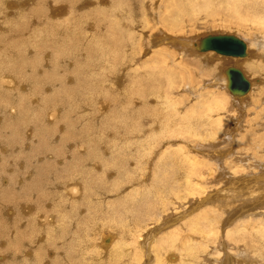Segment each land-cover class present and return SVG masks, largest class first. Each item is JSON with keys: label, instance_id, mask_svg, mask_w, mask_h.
Returning <instances> with one entry per match:
<instances>
[{"label": "bare ground", "instance_id": "bare-ground-1", "mask_svg": "<svg viewBox=\"0 0 264 264\" xmlns=\"http://www.w3.org/2000/svg\"><path fill=\"white\" fill-rule=\"evenodd\" d=\"M20 1H22V0H20ZM20 1H18L19 3H16V1L15 2L13 1L14 3L11 1L12 3H10V2H8V0H0V6L2 7V8L1 7L0 8L3 11L2 12L3 14H0L1 16L3 15L2 17L0 16V20H2L4 22L8 21L7 22L8 24L4 23V22H2V24L10 25L9 22H11V23L17 22V20H19V18L21 17V14H23V7L26 6V3L29 1H31L32 5L33 4L35 5V8H37V7L42 8V9L44 8L42 0H24V2H22V3H20ZM83 1H85V0H83ZM248 1L249 0H226L227 8H229V10H231L230 16L232 17V19L233 18L235 19L234 20L235 22L234 21L233 22L229 21V22L231 24H233L234 27H236L239 31L240 30L245 31L246 32L245 35L248 34L247 35L248 38H246V37L241 38L240 36L242 35V33H241V35H239L238 32L237 33L235 32V34H233V35L237 36L238 38H240L244 41L245 46H246V49H245L246 55H244V56H227L224 54H220L214 50H201L200 48H198V43H199L200 39L202 37H204L205 35H207L208 33H205L204 35H199L196 37H194V36L190 37L187 34H174L175 28L177 29V31L178 30L183 31V29L177 28L178 23H180L182 21L181 19H177V18H180L184 15H187V16H190L192 14L195 15L199 10H202V9L205 10V12H207L210 9H214V3L215 4L218 3V2L216 3L215 0H203V2H200V0H195V1L194 0H186V1H183L182 4L179 3V5L175 2H172V5L176 4L175 9H174L176 11L173 13L172 19L170 20L171 22L169 23L170 25H173L172 26L173 29L170 26L168 28L167 27L165 28L164 26H166L167 24L166 25L164 24V26H161V27H164L165 29H162L160 27L161 29H159V31L163 30V31H161L160 34H158L156 36H155V34H153L154 35L153 39H152V34H151V36H150L151 38H147L148 39L147 41L144 39L142 41V43L139 42V39L137 40V38H135V35L129 30L128 25H126V29L124 28L125 27L124 22H127V21L125 20L124 12L122 11V9L116 10L114 8V4H112L107 11L108 13H106L105 10L109 6L108 3H107L108 5L105 8V10L100 9L101 7L99 9L95 8L94 9L95 14L93 13L94 18L92 17L93 19H91V20H94L95 18L97 20L96 21L94 20L93 22L91 20H89L87 22L88 23L87 25H89V26H86V24H85V26H86L85 28H88V31L91 32L90 39H92L94 37L93 35L100 37V38H96V40L94 39L95 40L94 44H96V46H97L96 49H97L98 54L96 56H93L91 53L87 54L86 48L84 49V48L80 47L77 51L74 50V52L76 51L75 53H73V49H69V50H72V52H68L69 50L66 51V49H65V52H63V51L62 52L66 56L65 55L61 56L58 54V52L56 53L55 52L56 50L54 51L53 50L54 48H53V49H51L52 51H54V52H52L53 57H54V59L56 58L58 64L52 58L53 60L49 61V63L53 62V65L50 67V69L53 68L52 71L47 70L44 72V70H42V68L40 66L37 68L39 70H37L36 73L34 72V70H32L33 72L31 71L32 73H34V75L32 78L30 77V79L27 78L29 75L26 76L27 71L25 69L27 67L29 68V64L33 63V61H30L28 58H27L28 61L25 59L23 60V57H25L24 55L22 56L21 61L16 60V57L12 53L9 52L10 51L9 47H5V46L9 45V41H6V42H8V44L7 45L5 44V46H3L1 44V43H4L3 41L7 36L3 40H1L2 42H0V44L5 49L4 48H3L4 50L0 49V114L2 116H4V118L6 119L7 122L4 125H2V116L0 115V120H1L0 121L1 122V124H0V136L2 139L3 135H5L4 136L5 140H3V141H5V143H7L6 145L9 148H10L9 144L12 145V143H13L16 146L14 148V150H16V149L18 150L23 142H26L24 147L28 148L31 146L30 147V149H31L33 147L32 144H33V142H35V140H37L38 144H39V141L42 140V138L39 137V134H38L39 129L37 130L36 127H33L35 125V123H37V122L40 123L39 120L36 122V120L38 119V117H36V116H41L38 113H36L38 111L37 106H40V109H43L42 107L44 105H46V104L49 105L51 103V101H53L52 100L53 96L57 97L58 95L56 96L55 94L54 95L48 94L47 91L51 90V87H47L45 90L46 85L42 87L43 89H41V86H40L41 90L46 91V92L43 91L44 94L38 90L39 87L37 88V90L40 92V94L36 93V91H35L36 87L34 90V84L36 83L37 85H44V84H41L43 82V83L49 84L48 86H55V88L62 87V88H59V90H60L59 92H62V94H63V92H66V86L68 87V84H69L66 81H67V79H70L69 78L70 74L67 77L66 71H62V70H64L65 67L62 69L61 63H65L66 67H68L67 69L70 68V70L72 72L71 74H73L72 80H70L71 82L72 81L75 82V75L80 74V73L85 74L84 72H81V71H83L84 68H88L91 66H93L94 70H96L98 72H102L101 70H103L104 73L106 72V74H108L107 71L109 70L110 65L115 64L116 62L119 63L118 64L119 67H123L124 65L128 66V68H129L128 70H130V77H131V80H130L131 82L127 83V85H129V88H130V86L135 85L137 83V82H135V78H136L135 76L137 74H139L141 72L142 74L147 76V78L145 80H139V82L137 83V89L135 88L136 90L133 92L132 99H130L131 97L129 96L130 98H128V99H130V100L126 101L125 96H124V98L121 97L123 99H121V101L117 104V106L115 105V110H114L115 114L114 115H109L107 113L108 112L107 108L112 107L110 105V103L99 102L100 106L98 107V105H97V107H98L97 110L95 109V111L93 110V112H92V109H93V107H96V106L92 104V107L89 108L88 105H90V104L87 105V108L89 111L87 110L88 113L84 116V118L90 117L91 120L93 118H95L96 121L98 122V125H97V123L96 124L94 123V125H92V126H87V127L81 128L82 131H81V129L80 130L78 129L79 130L78 135H79V138L81 139V141H77L78 152L76 150V155H72L71 160L65 166H62V168L61 167L59 168L55 165L56 152L51 147V144H54V141H55L54 139L50 140L51 143H50L49 147H51L50 150L52 151V153L50 155L48 153V154H46V156L44 155L43 157L41 156V157H38V159H37V157L35 156V154L33 152V156H35L34 161H31L29 163V165H25V163L23 162V164H22V165H24L23 169L24 168L26 169L25 175H23V176L20 174L17 175L15 173V170H12V172H11V169L7 168L9 166V164L11 163L10 159H12V158L13 159L14 158L19 159L20 158V160H24L26 158L29 159L32 156L26 157V153L20 151L17 154L15 152L16 156L13 157L12 154H9L12 152L10 150H8L7 148H6L7 149L6 152L0 153V159H2V160L4 159V161H5V166L3 165V167L1 168V172L5 170V172L9 171V173H12L10 176L12 178H9L6 183L9 182V184L12 186L16 185L18 187V189L17 190L14 189V191L23 192L21 194H17L14 191H9V194L7 195L8 196V199H7L6 196L4 195L6 193L5 192L2 193V190H0V204H1V206H0V211H1L0 212V234L2 233L3 238L5 239V241H3V243L0 242V247H4L5 251H6V249L11 250V251H13V250L19 251L17 254H16V251L10 253V256H12L13 258L9 257L10 260L7 259L10 261L9 264H51V263H54V264H77V263H82L83 261H91V260L98 261L99 264H109L113 260L119 261V262L124 260L125 262L130 263V264H134V263H136V264H187L188 263L189 264L190 261L192 263L193 260H198L199 254L202 251L201 249L204 248V246H206L208 241H209V243H211L210 241H213L214 239L216 241V238H218V234L220 232V229H222L223 226H226V225H227L226 227H228V228H227V230H225V233H224L225 234L224 235L225 240L227 242L232 241L237 246L239 244L244 245V247H242L241 249H239L240 247L236 248V251L233 254L234 256H236L240 260L239 261L240 264H264V206H261L262 207V208H260L261 210L256 208V207H258V205H260L257 203L264 204V197H263L264 193L261 192L263 187H264V169L262 170V168H261L262 172L256 173V174L254 173L255 175H253L254 183L256 185L261 184L263 187L259 186L257 188L256 187L254 188L253 186H251L252 188H249L248 186H250L251 184L247 183L248 181H250L249 178L247 177L248 175L247 176L243 175L242 178H240V176H238L239 178H237L235 176L233 177V175H231L232 178L226 177L227 175L225 176V174L222 173L223 167L221 166V162H220L221 161V154L222 155L225 154L224 150H223L224 146L222 145L223 147L220 148V145H221L223 140L218 141V139H217V138H219V136H217V135L218 134L220 135V132L222 131L221 122H222V117H223L224 113H221V112L226 110L225 106H227V103L230 101L231 104L234 107H236L234 109V107L232 106L233 107L231 109L232 111H235L236 109H237V111L238 110L241 111V109H243V107H245L246 104H248V103H246L249 100L248 96L252 93V91H253L252 88H254V83H255V81H253L254 79L252 80V79L247 77L246 72L243 70L244 66H243V68H241V65L251 67L252 70H255V69H259L260 64L264 63V12L261 14L259 12L257 13V12H255V10H253V8H250V7H246L243 10V8H242L243 4H245V2H248ZM252 1H255V0H252ZM261 1H262V3H264V0H261ZM114 2H116V1H114ZM133 2H135V1H133ZM80 4L82 5L83 2L80 1ZM59 5H63V4L54 5L53 1H52V3L50 5H48V7H49L48 15L49 16L45 20L46 24L47 23L51 24L52 22H59L61 20H59L60 18H58V17H62V16H59L60 14H62L64 12L69 13L66 4H65L66 6L63 5V6H65V8H60ZM129 5H131V3ZM28 6L29 5H27V8H28ZM78 6L79 5L77 4V6H75V8H77ZM85 6H86V4L84 5V8H87L89 5L86 7ZM91 6H93V5H91ZM102 6H103V4H102ZM134 6H135V3H134ZM134 6H133V8H134ZM136 6H137V4H136ZM140 6L141 5H139V7ZM149 7H150V5L148 7L146 6V8H148V10H149ZM27 8H25V9H27ZM78 8L80 9V7H78ZM78 8H77V10H78ZM153 8H155V7H153ZM70 9L71 8H69V10ZM73 10H75V9H73ZM130 10H128V11H130ZM134 11H133L134 12L133 14H136L137 11L135 9H134ZM148 12L150 13V11H148ZM157 12H158V10H157ZM84 13H87V17L91 18L89 16L91 11L90 12L85 11ZM74 14H75V12H74ZM138 14H139V12H138ZM4 15H5V17H4ZM91 15H92V13H91ZM38 16H36V17H38ZM43 16H46V13ZM55 16L57 18H55ZM73 16L74 15H72V17ZM133 16H135V15H133ZM153 16H154L153 18H155L156 15L153 14ZM87 17H86V21H87ZM34 18H35V16H34ZM68 18H69V16H68ZM82 18L83 17L81 16V19ZM31 19H33V18H31ZM31 19L29 21H31ZM61 19H63V18H61ZM77 19L80 20V17L78 15H77ZM83 19H85V17ZM148 19H150V18H148ZM36 20L38 21L39 19H36ZM37 21H31L33 23H30V25L34 24V27L38 28L37 25H39L38 23H41V22L38 21V23H37ZM81 21H83V20H81ZM19 22H20V20H19ZM14 23H12V24H14ZM131 23H132V21H131ZM162 23H163V21H162ZM12 24H11V26H13ZM59 24H60V22H59ZM104 24H107L106 27L108 28V30H109V28H111V30H113L115 33H118L120 36L122 35V37H123V35H124V37H125L124 40L120 39L123 42H125V45H124L125 48L121 54L117 53V51L114 52L110 47H108L104 43L105 41L103 39H101V37L106 36V33L108 32V31L106 32V29L102 28V27H104ZM7 25H4L3 29H4V27L7 28ZM22 25H25V24H22ZM42 25H44V24H42ZM42 25L40 26L41 28H42ZM17 26L18 25L16 24V27ZM71 26H69V27H71ZM81 26L83 29V25H81ZM81 26H80V28H81ZM55 27L56 26L54 25V28ZM145 27H146V25H144V28ZM186 27H187V25H186ZM27 28H29V27H27ZM27 28H25V30ZM54 28H53V30H54ZM58 28H59V31L63 30L62 27L60 30V25ZM80 28L77 27V29H80ZM131 28H133V27H131ZM151 28H152V26H151ZM1 29H2V27H1ZM72 29H76V28L73 27ZM171 29H172V31H171ZM7 30H9V27H8V29H6V31ZM33 30H34V28H33ZM35 30H37L36 32H38V33L41 31V30L39 31L38 29H35ZM55 30H56V28H55ZM66 30H69V28ZM14 31H15V29H13L12 32L14 33ZM20 31L21 30H19V33L17 32V30L15 32L18 34H21ZM69 31H67V32L69 33ZM141 31H142V29H141ZM173 31H174V33H172ZM0 32H2V31H0ZM30 32H32V31H30ZM78 32L80 33V30ZM86 32H87V30H86ZM138 32L139 31H137V33ZM11 33L10 34L8 33V35H11ZM38 33H34V35H36ZM56 33L58 34V31H56ZM232 33L233 32L226 33V31L225 32L221 31V32H211L209 34H232ZM31 34H33V33H31ZM87 34H89V33H87ZM142 34H143V32H142ZM198 34H200V33H198ZM23 35H24V33H23ZM147 35H145V36L147 37ZM42 36H46V35L43 34ZM53 36H55V35L53 34ZM74 36L76 37L77 35H74ZM84 36H85V39H88V37H89L88 35H84ZM22 37L20 39V42H22L21 41ZM59 37H61V36H59ZM70 37H72V35ZM63 38L66 39L65 37L62 36L61 39H63ZM78 38H79V36H78ZM0 39H2V38H0ZM34 39H35V37H34ZM34 39H32V40H34ZM64 39H63V42H64ZM13 40H14V38H13ZM13 40L11 39L10 41H13ZM32 40H31V42H32ZM68 40L66 39L65 41L68 42ZM20 42H19V44H20ZM24 42H28V41L26 40ZM76 42L78 43L77 40H76ZM13 43H15V42H13ZM16 43H17V41H16ZM33 43H30V44H33ZM37 43H38V41H37ZM55 43H56V40H55ZM58 43H60V41ZM10 44H12V43L10 42ZM73 44H75V42L74 43L72 42V45ZM20 45H18V46L21 47ZM23 45H26V43H24ZM41 45H42V43H41ZM44 45H45V43H44ZM53 45H54V43H53ZM86 45L88 46V44H86ZM152 45L154 47H152ZM29 46H31V45L28 44L27 47L29 48ZM48 46H50V44ZM48 46H46V47L48 48ZM56 46H57V44H56ZM59 46H60V44H59ZM251 46H254V47L257 46L256 48L258 49L259 53H257L256 55L255 54L252 55V52L250 51ZM23 47H25V46H23ZM38 47L41 48V46H38ZM51 47H53V46H51ZM12 49L13 48L11 47V50ZM35 49H36V46H35ZM91 49L92 48L90 47V50ZM36 50H34L33 52H35ZM127 50L128 51L131 50V51L128 52ZM149 50H150V55H148V56L146 55V57L144 59H140L141 60L140 63L137 62L138 59L135 60V57H134L135 53H139V55L142 54L145 56V54H147L149 52ZM12 51L16 52L18 50L14 51V49H13ZM57 51H59V50H57ZM20 52H21V50H20ZM30 52H31V50H30ZM30 52H29V50H27V53L31 54ZM207 52H209V53H207ZM210 52H212L214 55H208V54H212ZM16 53H15V55H16ZM39 53L41 54V52H39ZM39 53H38V56L40 55ZM35 54H37V53L35 52ZM79 54H81V55H79ZM216 54L222 55V56H227L230 58H239V59H238V61L237 60L235 62L230 61V63L227 62L228 64L227 63L225 64V63H223V60H220L218 57H216ZM42 55H43V53H42ZM50 55H51V52H50ZM86 55L92 58L91 63L88 62L89 58L86 57ZM48 56L49 55L46 56L47 61L49 60ZM135 56H136V54H135ZM249 56H251V57L245 58V57H249ZM40 57H41V55H40ZM79 57H82L83 60L82 61L78 60V62H77V59ZM139 57H141V56H139ZM185 57H191V58H197L198 59V63L200 64L201 71L206 74L205 79H203V82L201 83L200 89L203 87L207 88L209 91V94H208L209 98H206V99L203 98L202 100H199L198 102H196L194 105L190 106V108H188L186 110L183 109L184 110L183 111L181 109L182 104H180L179 101H177L176 99H174L171 96V94L167 91V88L169 89L168 86L172 85V79H171L172 75L177 74V75H180V77H182L181 74L185 68V65L183 63V59ZM29 58L32 59V57H29ZM44 58H45V56H44ZM41 60H42V58H41ZM41 60H39V61H41ZM43 61H44V59H43ZM79 61H80V63H79ZM43 63L45 64V62H43ZM86 64H89V65L86 66ZM221 64H224V65H221ZM177 65L178 66L181 65L182 68H179L178 70H176ZM31 66H30V68H31ZM44 66H46V68H47L50 65H48V63L46 62V65H44ZM228 66H233V67L238 68L242 72V74L246 78V80L248 81V84H249L248 89L246 90L245 93H243L239 96H234L228 88V85H233V83H234L232 81L231 82L228 81L226 76H225L224 70ZM46 68H43V69H46ZM123 68L125 69L126 67H123ZM111 69H112V67H111ZM113 69L111 72H113ZM173 69H175L177 72L174 74H170V71H172ZM94 70H91V68H90V71L88 73H92V71H94ZM29 71L30 70L28 69V72ZM123 72H122V74H123ZM106 74L104 75L105 77H106ZM117 74H118V72H117ZM197 74L199 77H201V75L199 73H197ZM152 75L154 77H160V79H159L160 82H158L156 84V86L154 87V91H153L154 95L157 98L156 103L159 105V110L157 111L159 113V115H158L159 118H157L158 121H154V123L156 124L155 125L156 127H154L155 132L152 131V124L153 123L151 124L150 129L143 131L144 124L142 122H140V123L137 122V120L140 118L138 116V114L148 115L147 110L141 109V107H143V106H141L140 109H134L136 102H139V104H140V101H137V98H139V100H141V101H144L145 99L148 98L147 97L148 94L145 92V90L143 88L145 87L146 84H149V86H150V84H152ZM40 76L42 78L41 83L39 80ZM95 76H97V75H95ZM114 77L116 78V76H114ZM114 77L111 78V75H110V77L108 78L109 80H111V83H114V81H115V80H113ZM121 77H123V76L120 75L119 78H121ZM25 78L29 79V80L27 81ZM89 78L93 82L91 81L92 82L91 84L85 85V88L87 87V88H91V89L92 88L98 89L100 92L105 93V94H108V89L110 88L109 85H114V84L104 83V81L105 82L107 81V78L104 79V81L102 80V78L99 81H97V80L93 79V77L90 74H89ZM22 79L26 80L27 85L24 84L25 81H23V82L20 81ZM80 79L82 80V78H80ZM80 79H79V81H80ZM90 79H88V81ZM121 79H123V78H121ZM124 79H123V81H124ZM70 81H68V82H70ZM88 81L86 80L85 82L89 83ZM77 82L78 81L76 80V83ZM260 83H261V81H260ZM195 85H197V84H195ZM75 86H77V85L75 84ZM81 86L82 85H80V87ZM116 86H117V84H116ZM119 86H121V85H119ZM180 87H183V86H180ZM27 88H28V91H27ZM82 88H84V87H82ZM85 88H84V90H85ZM111 88H112V86H111ZM150 88H152V85L150 86ZM150 88L148 90H150ZM255 88H257V87H255ZM75 89L78 90L79 88L78 89L75 88ZM187 89H188V87H187ZM200 89H198V93H200L199 92ZM204 90H206V89H204ZM23 91H25V93H23ZM56 91L58 93V90H56ZM82 91H83V89H82ZM188 91H189V89H188ZM225 91L230 94L229 97ZM20 92H22V93H20ZM53 92H54V90H53ZM69 92H71V91H69ZM89 92H87V93H89ZM91 92H90V94H91ZM94 92H96V91H94ZM180 92H181V90H180ZM190 92H191V90H190ZM75 93H76V91H75ZM113 93H114V91H113ZM62 94H60L59 97H61ZM96 94H98V92ZM7 95H11L10 99H9V96H7ZM94 95H95V93H94ZM253 95H254V93H253ZM12 96L14 97V100L11 99V98H13ZM66 96L67 95H65V97ZM82 96H83V94H82ZM120 96L121 95H119L117 97L120 98ZM109 97H111V96H109ZM26 98H27L28 102L31 104V106L33 105L34 107L36 106L35 108H37V111H35V113L37 115L35 117H33L35 108H34V110L32 108H28V110L25 111V108L22 106V104H23L22 101H24V99H26ZM82 98L83 97H81V99ZM107 98L105 96V99H107ZM1 99H3V100H1ZM58 99L60 101V98H58ZM58 99H56L55 101H57ZM96 100H94V98H93L94 104L96 102H98ZM115 100L116 99H114L113 101H115ZM154 100H152V101L150 100L151 103L152 102L155 103ZM9 101H12V102H9ZM8 102H9V104H7ZM24 102H26V101H24ZM81 102L78 101V103H81ZM91 102H92V100H91ZM58 103H56V104H58ZM87 103H89V101H87ZM61 104H60V107L66 103H63L62 105ZM74 104H77V103L75 102ZM48 105H46V106H48ZM67 105H64V106L66 107ZM141 105H142V102H141ZM148 105H149V103H148ZM25 106H27V105H25ZM69 106H71V104ZM132 106H133V108H131ZM137 106H138V104H137ZM260 106H261V104H260ZM56 107H54L55 110L57 109ZM60 107L58 109H60ZM73 107H75V105ZM73 107L71 109H73ZM150 107H151V105H150ZM54 108H52V109L54 110ZM69 108L70 107H67L69 112H71L72 110ZM138 108H139V106H138ZM47 109H49V108H47ZM52 109H51V111H52ZM61 109L59 110V112L61 111ZM83 109H84V107H83ZM85 109H86V107H85ZM79 110L81 111L82 109L80 108ZM79 110H77L76 112H79ZM231 110L229 111V109H227L225 113L231 112ZM48 111H50V110H48ZM63 111L64 110H62L61 112L63 113ZM84 111L85 110H83L81 112H84ZM96 111L99 112L97 115L94 114V112H96ZM150 112H152L151 115L153 117L154 116V110L151 111V109H150ZM52 113H54V112L52 111ZM63 115L67 117V115L62 114V116ZM43 116H45V115H43ZM62 116H59V117L61 118ZM56 117L57 116H55V118ZM146 117H148V116H146ZM7 119H10L12 121V123H11V121H8ZM45 119H46V121L48 120L47 118H45ZM64 119L65 118H63L62 120H64ZM149 120H152V118ZM55 121L56 120H54V122ZM65 121H67V120L65 119L64 122ZM81 121H78V122H81ZM13 122H15V123H13ZM149 123H151V122H149ZM66 125H67V123H66ZM70 125H68V126H70ZM29 126H31V127L29 128ZM38 126H39V124H38ZM43 126H45V125H43ZM47 126H48V124L46 122V127ZM27 127L29 128V131H30L29 135H26L27 130H24V132H22L20 130L21 128L27 129ZM56 127L54 130L57 129ZM43 128H45V127H42V129ZM49 128H51V127H49ZM65 129H67V128H65ZM68 129H70V128H68ZM51 130H53V129H51ZM62 130H64L63 127H62ZM62 130H61V134L63 133ZM7 131H9L8 134L6 133ZM66 131L70 132L69 130H66ZM74 132H76V131H74ZM1 133H3V134H1ZM65 134H67V133H65ZM179 134H182V135L179 136ZM223 134L224 133L221 134V137H223ZM57 135H58V133H57ZM166 136L168 137V139L170 136H174L176 138L180 137L179 142L186 143V144L185 145H177L176 144L177 142H175L176 146L172 148L171 146H169L172 144L171 143L169 144L168 143L169 141L167 142L165 140L167 142V144H169V145L167 146L166 149L162 150L163 149V148H161L162 144H161V147L159 146V148H158L159 143L158 144H155V143L158 142L157 141L158 139L162 140ZM36 137H37V139H36ZM184 137L187 140H185ZM59 138L60 137H56V135H55V139H59ZM105 138H106V140H104ZM231 138H232V136H231ZM48 140H46V141H48ZM179 142H178V144H179ZM88 143H90V145H88ZM163 143H165V142H163ZM59 145H61V142H60V144H58V147H59ZM55 147H57V146H55ZM231 147H234V146H231ZM156 148H157V150H156ZM210 148L211 149L213 148L217 151V152L213 151L215 154L221 153V154L217 155V159L220 161H219V164H217V163L214 164V169H217L219 171L221 170V174H220V176L218 175L217 181H218V183L223 185V187L220 190L225 193V196H227L226 195L227 192H229L230 194L232 193V195H234L236 190H238L237 189L238 186L235 187L236 183L239 184L242 181L245 183V185H243L244 187L242 185L239 186V187L242 186L241 189H239L241 195H237V193H236L237 197L241 198V200H242L241 201L238 198L239 199L238 202L239 203L241 202L240 208L237 205V207H238L237 209L239 210V212L232 214V216L229 215L230 217H228L226 219H224V218L221 219V216L219 217L217 212L218 211L220 212V209H222L223 212H227L226 210L228 209V207H230L229 203L227 202L228 198L226 200V198L223 195L218 194L219 193L218 192V193H216V195L214 197H212L213 195L210 196L211 200L208 199V202L210 200V202H209L210 205H211V203H213L214 205L213 206L208 205L209 206L208 207L205 205V201H204V198L202 195L205 192L201 191L202 187L205 183L204 181H206V180H204V177H203L204 173H206L208 176H210L211 174L213 175V173H214L213 172L214 169L212 168V166L207 163V161L209 160V157L214 158V155H215V154H213V152L210 151L211 150ZM224 149L226 150V148H224ZM51 151H49V152H51ZM228 151H231V148ZM154 153H155V155H157V157H156V159L154 158L155 160L153 161V157L155 156ZM29 160H31V159H29ZM37 160L41 161V163H42L40 165V167L35 164V162ZM65 160L67 161V159H65ZM224 161H226V160H224ZM263 166L264 165L261 164L260 167H263ZM39 168H41V172H37V170ZM108 169L112 170V172L109 171ZM235 170H238V169H236V167H235ZM234 172H232V173H234ZM62 173H65V174H63V176L68 177L69 180L72 179V181H73L74 177H76L77 175L84 176V178L83 177L79 178V176H78L79 179L76 182L71 183V184H75V185L72 187H70L71 184L69 185L70 191L67 192L69 195H65L64 196L65 200L62 201V199H61V201L59 202L60 204H56L54 202H50V200L53 199L52 196L55 194L59 195L58 197L56 196L58 199L63 197V195H61V193L59 191V187H61L59 185L62 183L57 182V179H56L57 177H61V176H59V174H62ZM234 174H236V173H234ZM239 174H241V173L239 172ZM251 174H249V175L251 176ZM258 174H261V175H258ZM35 175L41 176V177L43 176L46 178L50 177V175H51V177L54 175H58V176L56 178L52 177L50 182L45 180V179H44V181L39 182L38 180H36L37 178ZM120 177H121V180H120ZM210 178H212V177H210ZM69 180H67V181H69ZM79 180H81V182ZM60 182H61V178H60ZM254 183H252V184H254ZM64 184L66 185V183H64ZM212 184H213V182H212ZM215 185H216V183H215ZM215 187H217V185ZM65 188H63V189H65ZM203 189H205V188L203 187ZM215 190H217V188H215ZM239 191H237V192H239ZM64 193H65V191H64ZM34 194H35V197H34ZM209 194L210 193H208V195ZM93 195H94V197H93ZM204 195H206V193ZM251 196H253V198H250ZM190 197H194V198L190 199ZM233 199H234V196H233ZM235 200L236 199H234V201ZM57 201H55V202H57ZM229 201H230V199H229ZM258 201H260V202H258ZM81 202L85 204V206H84L85 209L83 208V211L85 210L84 212L80 211L81 208H79V210H78L79 203H81ZM92 202H94V204ZM238 202L235 204H238ZM187 204H188V206H187ZM203 205H205V206H203ZM24 206L29 207V211L28 212L26 211L27 213L23 212ZM66 206L68 208H66ZM234 208H236V207H234ZM254 208H256L257 210H260V211H254L253 212L252 210ZM8 210H9V214L7 213ZM169 210H172V213H169V215L171 214V216L169 218L167 217L168 220L166 218H165L166 220L163 219L162 215L166 214ZM232 211H234V209ZM248 211H250V212H248ZM82 213H84L83 216H82ZM17 215H19V217H20L19 220H18V218L16 219ZM223 215H225V214H223ZM222 217H224V216H222ZM149 220L153 221V225L149 226L147 224L148 223L147 221H149ZM18 223H20V226H18ZM2 228L4 231H2ZM223 229H225V228H223ZM77 230L82 231L83 233L78 234ZM220 234H219V236H220ZM1 237L2 236L0 235V238ZM66 237H67V239H66ZM207 237L208 238L210 237V239L208 240ZM219 238L221 240V237H219ZM54 240H57V242L59 240L58 243L60 244V242H61V246L64 244H67V245L62 246V249H60L63 251V247H65L64 248L65 250L63 252H61L58 249L56 251H60V253L57 252V254H55L54 257H51L50 254L47 255L46 253L48 252L47 248H50V246L53 244ZM48 242L51 243V245L50 244L48 245ZM57 242H55V243H57ZM211 245H213V244H211ZM218 245H219V243H218ZM226 245H228V243ZM5 246H6V249H5ZM208 246H206V247H208ZM58 247H60V246L58 245ZM53 248L55 249V247H53ZM211 248H213V247H211ZM222 249H224V248H222ZM5 251H3V252H5ZM51 251H53V250H51ZM7 252L9 254V251H7ZM7 252H5V253H7ZM53 253H54V251H53ZM3 254L4 253H2V260L4 258ZM60 254H61V256H60ZM211 254H214L213 257L215 256V258H216V259L213 258L214 264H228L225 262V260L219 259V257H218L219 254L217 255V252L212 253V251H211ZM228 255H231L233 257V255L231 253ZM221 257L223 258V255ZM225 257H227V255ZM152 258H154V261H152ZM211 259H212V257H211ZM0 260H1V258H0ZM1 262H3V261H1ZM5 262H7V261L5 260ZM3 264H4V262H3ZM235 264H236V262H235Z\"/></svg>", "mask_w": 264, "mask_h": 264}, {"label": "rangeland", "instance_id": "rangeland-1", "mask_svg": "<svg viewBox=\"0 0 264 264\" xmlns=\"http://www.w3.org/2000/svg\"><path fill=\"white\" fill-rule=\"evenodd\" d=\"M14 1H16V3H19L18 1H20V0H8V2H10V3H12V2ZM52 1H53V4L54 5H58V4H63V5H67V8H68V11H69V13H67V12H64V13H62V14H60L59 16H62V17H58V18H60L59 20H61V21H59L60 22V24H59V22H52L51 24H46V22H45V20H46V18L49 16L48 15V13H49V7H48V5H50L51 3H52ZM79 3H78V2ZM42 0V3H43V6H44V8L42 9V8H39V7H37V8H35V5L33 4L32 5V3H31V1H29V2H27L26 3V6H24L23 7V14H21V17L19 18V20H20V22H19V20H17V22H15L18 26L16 27V24L14 23V22H12V23H14V24H12L11 22H9L10 23V25H7L8 23V21L7 22H4V21H2V20H0V31H2V32H0V38H2V39H0V42H2L1 40H3L6 36V38L4 39V43H1L3 46H5V44L7 45L8 44V42H6V41H9V45H7V46H5V47H9V52L10 53H12L15 57H16V60H18V61H21L22 60V56L24 55L25 57H23V60L25 59V60H27V58L30 60V61H33V63H30L29 64V68L27 67L25 70L27 71V73H26V76H28L27 78H29L30 79V77L32 78L33 77V75H34V73H32L33 71L32 70H34V72L36 73L37 72V70H39V69H37L38 67H40L41 66V68H42V70H44V72L45 71H52V69L53 68H51L50 69V67L53 65V62L52 63H49V61H52L53 59H54V57H53V53L52 52H54L55 50V52L57 53L58 52V54L59 55H65L63 52H65V49H66V51H68L69 49H73V53H75L80 47L81 48H86V53L87 54H92L93 56H96L98 53H97V46H96V44H94L95 42V40H96V38H100V37H98V36H95V35H93L94 37L92 38V39H90V36H91V32L90 31H88V28H85L86 26H89V25H87L88 23V21L89 20H91V19H93L94 18V9L96 8V9H99L100 7V9H103V10H105V8L107 7V5L109 4V6L106 8V13H108L107 11H108V9L110 8V6L112 5V4H114V8L117 10V9H122V11L124 12V17H125V20L127 21V22H124V28L126 29V25H128V28H129V30L135 35V38H137V40L139 39V42H141L142 43V41L145 39L146 41L148 40L147 38H151L150 36H151V34H152V39L154 38V35L153 34H155V36L156 35H158V34H160L161 33V31H163V30H160L159 31V29H165L166 27L168 28L169 26L173 29V25H170L169 23L171 22L170 20L172 19V15H173V13L176 11V10H174L175 9V5H172V2H175V3H177L178 5H179V3H181L182 4V2L183 1H186V0H85V1H83V0ZM80 1L81 2H83V6L80 4ZM91 1V2H90ZM114 1H116V2H114ZM130 1V2H129ZM133 1H135V2H133ZM140 3H139V2ZM147 1V2H146ZM158 1V2H157ZM195 1V0H194ZM216 1V3L217 4H215L214 3V9H210V10H208L207 12H205V10H199L195 15L194 14H192V15H190V16H187V15H184V16H182V17H180V18H177V19H181L182 21L180 22V23H178V25H177V28L178 29H183V31H177V29L175 28L174 29V31H175V33H174V31L172 32V33H174V34H187L188 36H190V37H192V36H194V37H196V36H199V35H204L205 33H211V32H221V31H223V32H225L226 31V33H230V32H233L232 34H235V32L237 33L238 32V34L239 35H241V33H242V35L240 36L241 38L243 37H246V38H248L247 37V35L248 34H246L245 35V31H239L236 27H234V25L233 24H231L230 22H233L235 19L233 18L232 19V17L230 16V12H231V10H229V8H227V3H226V0H215ZM13 2V3H14ZM22 2H24V0H22V1H20V3H22ZM49 4H48V3ZM85 2V3H84ZM145 2V3H144ZM152 2V3H151ZM200 2H203V0H200ZM261 2V3H260ZM95 3V4H94ZM108 3V4H107ZM124 3V4H123ZM131 3V5H129ZM134 3H135V6H134ZM149 3V4H148ZM157 3V4H156ZM77 4L79 5L78 7H80V9L78 8V10H77V8H75V6H77ZM86 4V6H88L87 8H84V5ZM102 4H103V6H102ZM136 4H137V6H136ZM152 4V5H151ZM27 5H29L28 6V8H27ZM63 5H59L60 6V8H65V6H63ZM91 5H93V6H91ZM105 5V6H104ZM139 5H141L140 7H139ZM148 7L149 5H150V7H149V10H148V8H146V6ZM157 5V6H156ZM216 5V6H215ZM63 6V7H62ZM85 6V7H86ZM99 6V7H98ZM120 6V7H119ZM133 6H134V8H133ZM1 7V6H0ZM14 7V6H13ZM19 7V6H18ZM74 7V8H73ZM119 7V8H118ZM153 7H155V8H153ZM246 7H250V8H253V10H255V12H259L260 14L261 13H263L264 12V3H262V1L261 0H255V1H252V0H249L248 2H245V4H243V10L246 8ZM2 8V7H1ZM0 8V14H3L2 12V9ZM25 8H27V9H25ZM35 8V9H34ZM69 8H71L70 10H69ZM82 8V9H81ZM140 8V9H139ZM73 9H75V10H73ZM86 9V10H85ZM131 9V10H130ZM134 9L137 11L136 12V14H133L135 11H134ZM143 9V10H142ZM156 9V10H155ZM37 10V11H36ZM127 12H126V11ZM128 10H130V11H128ZM157 10H158V12H157ZM29 11V12H28ZM32 11V12H31ZM90 12L91 11V13H92V15H91V13L89 14V16L91 17V18H88L87 17V13H84V12ZM134 11V12H133ZM148 11H150V13L148 12ZM156 11V12H155ZM74 12H75V14H74ZM138 12H139V14H138ZM243 12V11H242ZM29 13V14H28ZM43 13V14H42ZM45 13H46V16H43V15H45ZM67 13V14H66ZM73 13V14H72ZM78 13V14H77ZM94 13V14H93ZM157 13V14H156ZM42 14V15H41ZM80 17V20L79 19H77V15ZM83 14V15H82ZM86 14V15H85ZM135 15V16H133V15ZM146 14V15H145ZM152 14V15H151ZM153 14L154 15H156L155 16V18H153L154 16H153ZM39 15V16H38ZM72 15H74L73 17H72ZM129 15V16H128ZM159 15V16H158ZM1 16V15H0ZM3 16V15H2ZM1 16V17H2ZM27 18H26V17ZM34 16H35V18H34ZM36 16H38V17H36ZM68 16H69V18H68ZM81 16L84 18L85 17V19H81ZM127 16V17H126ZM132 16V17H131ZM4 17H5V15H4ZM86 17H87V21H86ZM93 17V18H92ZM135 17V18H134ZM31 18H33V19H31ZM42 18V19H41ZM55 18H57L56 16H55ZM61 18H63V19H61ZM148 18H150V19H148ZM153 18V19H152ZM157 18V19H156ZM230 18V19H229ZM26 19V20H25ZM31 19V21H37L36 19H39L38 21L39 22H41V23H38V21H37V23L39 24V25H37V27L38 28H36V27H34V24H32V25H30V23H33V22H31V21H29ZM35 19V20H34ZM68 19V20H67ZM164 19V20H163ZM194 19V20H193ZM227 19V20H226ZM4 20V19H3ZM71 20V21H70ZM81 20H83V21H81ZM86 22H85V21ZM95 21L97 20L96 18L94 19ZM94 20H91L92 22L94 21ZM129 20V21H128ZM142 20V21H141ZM156 20V21H155ZM167 20V21H166ZM192 20V21H191ZM65 21V22H64ZM131 21H132V23H131ZM162 21H163V23H162ZM184 21V22H183ZM188 21V22H187ZM230 21V22H229ZM2 22H4V23H7V24H2ZM67 22V23H66ZM71 22V23H70ZM76 22V23H75ZM155 22V23H154ZM158 22V23H157ZM229 22V23H228ZM235 22V21H234ZM29 23V24H28ZM129 23V24H128ZM136 23V24H135ZM158 25H157V24ZM176 23V22H175ZM11 24L14 26H11ZM22 24H25V25H22ZM42 24H44V25H42ZM69 24V25H68ZM72 26H71V25ZM85 24H86V26H85ZM134 24V25H133ZM143 24V25H142ZM154 24V25H153ZM164 24L166 25V26H164ZM169 24V25H168ZM2 25V26H1ZM4 25H7V28L6 27H4V29H3V26ZM29 25V26H28ZM42 25V28L40 27ZM49 25V26H48ZM54 25L56 26L55 28H56V30H55V28H54ZM59 25H60V30H61V27H62V31H59ZM63 25V26H62ZM74 25V26H73ZM81 25H83V29H82V26ZM144 25H146V27L144 28ZM186 25H187V27H186ZM69 26H71V27H69ZM80 26H81V28H80ZM107 26V24H104V27H102V28H104V29H106V36H104V37H101V39H103L105 42V44L108 46V47H110L114 52H116L117 51V53H119V54H121L123 51H124V48H125V42H123L122 40H120V39H123L124 40V35H123V37H122V35L120 36L118 33H115L113 30H111V28H109V30H108V28L106 27ZM151 26H152V28H151ZM161 26H164V27H161ZM1 27H2V29H1ZM8 27H9V30H7L6 31V29H8ZM27 27H29V28H27ZM34 28V30H33V28ZM52 29H51V28ZM73 27H75L76 29H77V27L78 28H80V29H72ZM131 27H133V28H131ZM138 27V28H137ZM143 27V28H142ZM154 27V28H153ZM161 27V28H160ZM184 27V28H183ZM25 28H27L26 30H25ZM53 28H54V30H53ZM69 28V30H66V29H68ZM71 28V29H70ZM136 28V29H135ZM158 28V29H157ZM13 29H15V31L17 30V32L19 33V30H21L20 32H21V34H18V33H16L15 31H14V33L12 32L13 31ZM35 29H38L40 32V34L38 33V32H36L37 30H35ZM44 29V30H43ZM51 29V30H50ZM139 29V30H138ZM141 29H142V31H141ZM145 29V30H144ZM172 29H171V31H172ZM66 30V31H65ZM77 32H76V31ZM80 30V33L78 32ZM84 30V31H83ZM86 30H87V32H86ZM111 30V31H110ZM236 30V31H235ZM30 31H32V32H30ZM43 31V32H42ZM50 31V32H49ZM54 31V32H53ZM56 31H58V34L56 33ZM65 31V32H64ZM67 31H69V33L67 32ZM73 31V32H72ZM113 31V32H112ZM137 31H139L138 33H137ZM170 31V32H171ZM178 33H177V32ZM12 32V33H11ZM30 32V33H29ZM62 34H61V33ZM141 32V33H140ZM142 32H143V34H142ZM8 33L10 34L11 33V35H8ZM23 33H24V35H23ZM31 33H33V34H31ZM34 33H38V34H36V35H34ZM42 33V34H41ZM56 33V34H55ZM68 35H66V34ZM87 33H89V34H87ZM140 33V34H139ZM198 33H200V34H198ZM4 34V35H3ZM46 35V36H42V35ZM51 34V35H50ZM53 34L56 36H53ZM72 35V37H70L71 35ZM77 35L76 37L74 36V35ZM79 34V35H78ZM142 34V35H141ZM148 34V35H147ZM34 35V36H33ZM61 36V37H59V36ZM83 35V36H82ZM84 35H88L89 37H88V39H85V36ZM145 35H147V37L145 36ZM23 36V37H22ZM26 36V37H25ZM30 36V37H29ZM41 36V37H40ZM62 36L63 37H65L67 40H68V42L67 41H65L66 39H64V42H63V39H61L62 38ZM67 36V37H66ZM78 36H79V38H78ZM21 37H22V42H20V39H21ZM32 37V38H31ZM34 37H35V39H34ZM37 37V38H36ZM40 37V38H39ZM146 37V38H145ZM13 38H14V40H13ZM19 40H18V39ZM26 38V39H25ZM28 38V39H27ZM53 38V39H52ZM59 38V39H58ZM84 38V39H83ZM117 38V39H116ZM119 38V39H118ZM7 39V40H6ZM13 40V41H10V40ZM25 39V40H24ZM32 39H34V40H32V42H31V40ZM52 39V40H51ZM75 41H74V40ZM95 39V40H94ZM28 41V42H24V41ZM43 40V41H42ZM48 40V41H47ZM54 40V41H53ZM55 40H56V43H55ZM76 40L78 41V43L76 42ZM82 42H80V41ZM87 40V41H86ZM116 40V41H115ZM16 41H17V43H16ZM37 41H38V43H37ZM60 41V43H58ZM62 41V42H61ZM10 42L12 43V44H10ZM13 42H15V43H13ZM19 42H20V44H19ZM33 43V44H30V43ZM66 42V43H65ZM72 42L74 43L75 42V44H73L72 45ZM85 42V43H84ZM24 43H26V45H23ZM37 43V44H36ZM41 43H42V45H41ZM44 43H45V45H44ZM53 43H54V45H53ZM80 43V44H79ZM84 43V44H83ZM1 44H0V49L1 50H4L5 48L3 47V46H1ZM31 45V46H29V48L27 47V45ZM50 44V46H48ZM56 44H57V46H56ZM59 44H60V46H59ZM64 44V45H63ZM67 44V45H66ZM86 44H88V46L86 45ZM12 45V46H11ZM18 45H20L21 47H19ZM72 45V46H71ZM79 45V46H78ZM143 45V44H142ZM19 48H18V47ZM23 46H25V47H23ZM35 46H36V49H35ZM38 46H41V48L40 47H38ZM46 46H48V48L46 47ZM51 46H53V47H51ZM55 46V47H54ZM68 48H67V47ZM75 46V47H74ZM78 46V47H77ZM11 47L14 49V51H16V50H18V51H16V52H13L12 50H11ZM17 49H16V48ZM32 47V48H31ZM57 47V48H56ZM71 47V48H70ZM90 47L93 49H91L90 50ZM94 47V48H93ZM152 47H154L153 45H152ZM257 47V46H256ZM256 47H254V46H251L250 47V51L252 52V55H256L257 53H259L258 52V49L256 48ZM4 48V49H3ZM24 48V49H23ZM40 48V49H39ZM43 48V49H42ZM50 48V49H49ZM54 48V49H53ZM62 48V49H61ZM64 48V49H63ZM23 49V50H22ZM51 49H53L54 51H52ZM61 49V50H60ZM20 50H21V52H20ZM27 50H29V52H30V50H31V54H29V53H27ZM34 50H36L35 52L37 53V54H35V52H33ZM45 50V51H44ZM50 50V51H49ZM57 50H59V51H57ZM74 50H76L75 52H74ZM90 52H89V51ZM47 51V52H46ZM63 51V52H62ZM93 51V52H92ZM120 51V52H119ZM128 51V50H127ZM131 50H129L128 52H130ZM255 51V52H254ZM39 52H41V54L39 53ZM46 52V53H45ZM50 52H51V55H50ZM68 52H72V50H69ZM15 53H16V55H15ZM23 53V54H22ZM38 53L41 55V57H40V55L38 56ZM42 53H43V55H42ZM85 53V54H86ZM96 53V54H95ZM207 53H209V52H207ZM210 53H212V52H210ZM135 54H136V56H135ZM134 54V57H135V60L136 59H138V63H140L141 62V60L140 59H144L145 57H146V55L148 56V55H150V50H149V52L147 53V54H145V56L144 55H139V53H135ZM138 54V55H137ZM11 55V54H10ZM47 55H49L48 56V58H49V60L47 61V58H46V56ZM79 55H81V54H79ZM208 55H214L213 53L212 54H208ZM19 56V57H18ZM34 56V57H33ZM44 56H45V58H44ZM66 56V55H65ZM139 56H141V57H139ZM18 57V58H17ZM29 57H32V59H30ZM86 57H88L89 58V60H88V62L89 63H91L92 62V58L91 57H89V56H87L86 55ZM138 57V58H137ZM216 57H218L220 60H223V63H230V61H233V62H235L236 60L238 61V59L239 58H230V57H227V56H222V55H218V54H216ZM251 56H249V57H245V58H250ZM34 58V59H33ZM41 58H42V60H41ZM53 58V59H52ZM222 58V59H221ZM244 58V59H245ZM38 59V60H37ZM43 59H44V61H43ZM46 59V60H45ZM91 59V60H90ZM243 59V58H242ZM39 60H41V61H39ZM55 61H56V63H57V60H56V58L54 59ZM78 60H83L82 59V57H79L78 59H77V62H78ZM185 60V61H184ZM241 60V59H240ZM28 61V60H27ZM45 62V64L43 63V62ZM38 62V63H37ZM42 62V63H41ZM46 62L48 63V65H50V66H48L47 68H46V66H44V65H46ZM55 63V62H54ZM79 63H80V61H79ZM183 63H184V65H185V68H184V70H183V72H182V74H181V76L182 77H180V75H177V74H174V73H176L177 71L176 70H178L179 68H182V66L181 65H177V68H176V70L175 69H173L172 71H170V74H174V75H172V77H171V79H172V85H170V86H168L169 87V89L167 88V91L171 94V96L174 98V99H176L177 101H179V103L180 104H182L181 105V109L183 110H186V109H188V108H190V106H192V105H194L196 102H198L199 100H202L203 98L204 99H206V98H209V91H208V89L207 88H201L200 89V86H201V83L203 82V79H205V76H206V74L205 73H203L202 71H201V68H200V64L198 63V59L197 58H191V57H185L184 59H183ZM188 63V64H187ZM227 63V64H228ZM33 64V65H32ZM40 64V65H39ZM44 64V65H43ZM58 64V63H57ZM118 64L119 63H115V64H111L110 65V68H109V70L107 71V73L108 74H106V72L104 73V71L103 70H101L102 72H98V71H96V70H94V68H93V66H91V67H88V68H84V70L83 71H81V72H84L85 74H77V75H75V82H71L70 80H72V76H73V74H71L72 72H71V70H70V68L69 69H67L68 67H66V64L65 63H61V66H62V69L64 68V70H62V71H66V75H67V77H68V75H69V78L70 79H67V83H69L68 84V87L66 86V92H63V94H62V92H59L60 90H59V88H62V87H57V88H55V86H48L49 84H46V83H43L42 82V78H41V76L39 77L40 79V83L41 84H44V85H37L36 83V85L34 84V90H35V87H36V93H39L40 94V92H42L43 93V91L44 90H41V89H43L42 87L43 86H45V90H46V88L47 87H51V90H49V91H47V93L48 94H51V95H58L57 97H55V96H53L52 97V100L53 101H51V103L48 105V104H46V105H48V106H46V105H44L42 108L43 109H40V106H37V108H38V111H37V108H35L33 105V107L31 106V104L28 102V100H27V98L26 99H24V101H26V102H24V101H22V106L25 108V111L26 110H28V108H32L33 110H34V108H35V110H34V116L33 117H35L37 114L36 113H38L39 115H41V116H36V117H38V119L36 120V122L39 120V122L40 123H35V125L33 126V127H36V129L38 130V134H39V137H41L42 138V140L41 141H39V144H38V142H37V140H35V142H33V144H32V148L30 149V147H28V148H26V147H24V145H25V143L26 142H23L22 144H21V146L19 147V149L17 150H14V148L16 147L13 143H12V145L11 144H9L10 145V148L6 145L7 143H5V141H3V140H5L4 139V136L5 135H3V138L1 139V136H0V152L1 153H3L4 152V150L3 149H5V148H8V150H10L12 153H9V154H12V156L13 157H15L16 156V154L17 153H19L20 151H22V152H25L26 153V157H29V156H32V157H30L29 159H31V160H29V159H24V160H20V158L19 159H16V158H12V159H10V164H9V166L7 167V168H9V169H11V172H12V170H15V173L17 174V175H25V171H26V169L24 168L23 169V167H24V165H22L23 164V162L25 163V165H29V163L31 162V161H34V157L36 156L37 157V159H38V157H43L44 155L46 156V154H48L49 153V155L52 153V151L50 150L51 149V147L53 148V150L56 152V161H55V165L57 166V167H61L62 168V166H65L70 160H71V156L72 155H76V150L78 149V143H77V141H81V139L79 138V135H78V132H79V130L81 129V128H84V127H87V126H92V125H94V123L96 124L97 123V125H98V122L96 121V119L95 118H93L92 120H91V118L89 117V118H84V116L88 113V108H87V105L88 104H90V105H88V107L90 108V107H92V104L93 105H95L96 107H93V109H92V112H93V110L95 111V109L97 110V108L100 106L99 104V102H103V103H110V105L112 106V107H108L107 109H108V114L109 115H114L115 113V105L117 106V104L121 101V99H123L124 98V96L126 97L125 99H126V101L127 100H130V99H132V97H133V92L137 89V83L139 82V80H145L146 78H147V76L146 75H144V74H142L141 72L139 73V74H137L135 77V82H137L135 85H132V86H130V88H129V85H127V83H129V82H131L130 80H131V77H130V70H128L129 68H128V66H126V65H124L123 67H126L125 69L123 68V67H119L118 66ZM190 64V65H189ZM32 65V66H31ZM43 65V66H42ZM65 65V66H64ZM87 65H89V64H86V66ZM221 65H224V64H221ZM30 66H31V68H30ZM35 68H34V67ZM115 66V67H114ZM220 66V65H219ZM243 66H244V68H243ZM85 67V66H84ZM111 67H112V69H113V72H111L112 71V69H111ZM119 67V68H118ZM176 67V66H175ZM33 68V69H32ZM40 68V69H41ZM43 68H46V69H43ZM90 68H91V70H94V71H92V73H88L89 71H90ZM121 68V69H120ZM241 68H243V70L246 72V75H247V77L248 78H250V79H254L253 81H255V83H254V88H252V93L248 96V102H246V103H248V104H246V106L245 107H243V109H241V111L240 110H238L237 111V109L235 110V111H232L231 109L234 107L232 104H231V102L229 101L228 103H227V106H225L226 107V110L227 109H229V111L231 110V112H227V113H225L226 112V110L225 111H222L221 113H224L223 114V117H222V122H221V126H222V131L220 132V135L218 134L217 136H219V138H217L218 139V141H222V143H221V145H220V148L221 147H223V150H224V153L225 154H221V153H217V154H215L213 151H216L215 149H211L210 151L211 152H213V154H215L214 155V158H211V157H209V160L207 161V163L208 164H210L211 166H212V168L214 169V164H219V161L220 160H218L217 159V155L218 154H221V166L223 167V170H222V173H224L225 174V176L226 177H231L232 178V176L231 175H233V177L235 176V177H237V178H239L238 176H240V178H242L243 177V175L244 176H247L248 178H249V180L250 181H248L247 183H249V184H251L250 186H248L249 188H252L251 186H253L254 188L256 187H261L262 185L261 184H255L254 183V180H253V175H255L256 173H260V172H262V170L264 169V166L263 167H260L261 166V164L262 165H264V63H262V64H260V68L259 69H255V70H252L251 69V67H248V66H245V65H241ZM28 69L30 70L29 72H28ZM120 69V70H119ZM125 70V71H124ZM196 70V71H195ZM32 71V72H31ZM68 71V72H67ZM87 71V72H86ZM124 71V72H123ZM117 72H118V74H117ZM120 72V73H119ZM122 72H123V74H122ZM199 73L200 75H201V77H199L198 76V74L197 73ZM29 73V74H28ZM32 73V74H31ZM88 73V74H87ZM102 73V74H101ZM104 73V74H103ZM115 73V74H114ZM127 73V74H126ZM262 73V74H261ZM89 74L93 77V79H95V80H97V81H99L101 78H102V80L104 81V79H106L107 78V81L105 82L104 81V83H106V84H114V85H109L110 86V88L108 89V94H105V93H102V92H100L98 89H94V88H85V85H88V84H91L93 81L89 78ZM101 74V75H100ZM106 74V77L104 76ZM114 74V75H113ZM19 75V74H18ZM31 75V76H30ZM95 75H97V76H95ZM109 75V76H108ZM110 75H111V78H113L114 76H116V78L114 77V79L113 80H117L116 82L114 81V83H111V80H109L108 78L110 77ZM120 75H122L123 77H121V78H125L124 79V81H123V79H121V78H119L120 77ZM127 77H126V76ZM77 76V77H76ZM79 76V77H78ZM95 76V77H94ZM104 76V77H103ZM119 76V77H118ZM16 77V76H15ZM86 77V78H85ZM99 77V78H98ZM255 77V78H254ZM80 78H82V80L80 79V81H79V79ZM90 79L89 81H88V79ZM128 78V79H127ZM21 79V78H20ZM26 79V78H25ZM20 80V81H25L24 82V84L25 85H27L26 84V80L28 81L29 79H26V80ZM86 79L89 83H86L84 80ZM121 79V80H120ZM160 77H154L153 75H152V84H150V86L152 85V88H150V86H149V84H146L145 85V87L143 88L144 90H145V92L148 94V98L147 99H145L144 101H141V100H139V98H137V101H140V104H139V102H136V105L134 106V109H140V107L141 106H143V107H141V109H145V110H147V112H148V115H144V114H138V116L140 117L138 120H137V122L138 123H140V122H142L143 124H144V127H143V131L144 130H147V129H150L151 128V124H152V131L153 132H155L154 131V127H156L155 125V123H154V121H158V119L157 118H159L158 117V115H159V113L157 112L158 110H159V105L156 103V100H157V98H156V96L154 95V93H153V91H154V87L156 86V84L158 83V82H160ZM181 79V80H180ZM202 81H201V80ZM76 80L78 81L77 83H76ZM68 81H70V82H68ZM92 81V82H91ZM260 81H261V83H260ZM178 82V83H177ZM181 82V83H180ZM28 83V82H27ZM80 83V84H79ZM84 83V84H83ZM119 83V84H118ZM176 83V84H175ZM260 83V84H259ZM75 84L77 85V86H75ZM116 84H117V86H116ZM195 84H197V85H195ZM80 85H82L81 87H80ZM119 85H121V86H119ZM123 85V86H122ZM187 85V86H186ZM257 85V86H256ZM40 86H41V89H40ZM73 86V87H72ZM79 86V87H78ZM111 86H112V88H111ZM148 86V87H147ZM180 86H183V87H180ZM198 86V87H197ZM39 87V91L37 90V88ZM72 87V88H71ZM82 87H84L85 88V90H84V88H82ZM120 87V88H119ZM125 87V88H124ZM134 89H133V88ZM187 87H188V89H189V91H188V89H187ZM190 87V88H189ZM255 87H257V88H255ZM30 88V87H29ZM75 88H79L78 90H76ZM83 89V91L85 92H83L82 91V89ZM136 88V89H135ZM150 88V90H148ZM180 88V89H179ZM54 90V92H53V90ZM68 89V90H67ZM90 89V90H89ZM94 89V90H93ZM112 89V90H111ZM171 89V90H170ZM177 89V90H176ZM198 89H200L199 90V92L200 93H198ZM204 89H206V90H204ZM19 90V89H18ZM56 90H58V93H57V91ZM76 91V93H75V91ZM93 90V91H92ZM122 90V91H121ZM148 90V91H147ZM180 90H181V92H180ZM184 90V91H183ZM187 90V91H186ZM190 90H191V92H190ZM225 90V89H224ZM255 90V91H254ZM20 91V90H19ZM27 91H28V88H27ZM38 91V92H37ZM68 91V92H67ZM69 91H71V92H69ZM83 93H82V92ZM91 92V94H90V92ZM94 91H96V92H94ZM113 91H114V93H113ZM151 91V92H150ZM172 91V92H171ZM44 92H46V91H44ZM52 92V93H51ZM87 92H89V93H87ZM98 92V94H96ZM112 92V93H111ZM122 92V93H121ZM226 92V91H225ZM20 93H22V92H20ZM23 93H25V91H23ZM41 93V94H42ZM94 93H95V95H94ZM125 93V94H124ZM152 93V94H151ZM191 93V94H190ZM227 93V95H228V97L230 96V94L228 93V92H226ZM253 93H254V95H253ZM44 94V93H43ZM60 94H62V96L61 97H59V95ZM82 94H83V96H82ZM175 94V95H174ZM65 95H67L66 97H65ZM76 95V96H75ZM99 95V96H98ZM101 95V96H100ZM115 95V96H114ZM119 95H121L120 96V98L119 97H117V96H119ZM150 95V96H149ZM190 95V96H189ZM7 96H9V99H10V96L11 95H7ZM92 96V97H91ZM97 96V97H96ZM105 96H106V98L107 99H105ZM109 96H111V97H109ZM131 98H130V97ZM153 96V97H152ZM176 96V97H175ZM192 96V97H191ZM195 96V97H194ZM13 97V96H12ZM58 99V98H60V101H59V99L57 100V101H55L56 99ZM64 97V98H63ZM71 97V98H70ZM81 97H83L82 99H81ZM99 97V98H98ZM104 97V98H103ZM121 97H123V98H121ZM150 97V98H149ZM194 97V98H193ZM54 98V99H53ZM62 98V99H61ZM77 98V99H76ZM93 98H94V100H96V101H98V102H96L95 104L93 103ZM96 98V99H95ZM128 98H130V99H128ZM196 98V99H195ZM12 100H14V97L13 98H11ZM72 99V100H71ZM79 99V100H78ZM89 99V100H88ZM99 99V100H98ZM101 99V100H100ZM104 99V100H103ZM114 99H116L115 101H113ZM118 99V100H117ZM155 99V100H154ZM193 99V100H192ZM252 99V100H251ZM1 100H3V99H1ZM67 100V101H66ZM91 100H92V102H91ZM111 100V101H110ZM152 100H154V102L155 103H151V101ZM71 103H70V102ZM77 103V104H74L75 102ZM78 101L79 102H81V103H78ZM87 101H89V103H87ZM148 101V102H147ZM150 101V102H149ZM9 102H12V101H9ZM9 102L7 103V104H9ZM14 102V101H13ZM112 102V103H111ZM141 102H142V105H141ZM190 102V103H189ZM55 103V104H54ZM56 103H58V104H56ZM63 103H66V104H62ZM98 103V104H97ZM144 103V104H143ZM147 103V104H146ZM148 103H149V105H148ZM60 104L62 105L61 107H60ZM68 104V105H67ZM71 104V106H69ZM86 106H85V105ZM137 104H138V106H139V108H138V106H137ZM157 104V105H156ZM260 104H261V106H260ZM25 105H29L28 107L27 106H25ZM51 105V106H50ZM55 105V106H54ZM64 105H67L66 107L64 106ZM75 105V107H73ZM97 105H98V107H97ZM150 105H151V107H150ZM47 108H49V109H47ZM57 106V107H56ZM60 107V109H61V111L62 110H64L63 111V113L60 111L59 112V110L60 109H58L59 107ZM154 106V107H153ZM156 106V107H155ZM233 106V107H232ZM54 107H56L57 109V111L55 110V108ZM67 107H70L69 109H71L72 107H73V109H71L72 111L71 112H69V110L67 109ZM83 107H84V109H83ZM85 107H86V109H85ZM52 108H54V110L52 109V111L54 112V113H52V111H51V109ZM82 109L81 111H83V110H85L84 112H81L79 109ZM131 108H133V106L131 107ZM236 107H234V109H235ZM150 109H151V111H153L154 110V116L152 117V115H151V113L152 112H150ZM157 109V110H156ZM40 110V111H39ZM46 110V111H45ZM48 110H50V111H48ZM77 110H79V112H76ZM88 110V111H87ZM149 110V111H148ZM183 110V111H184ZM245 110V111H244ZM259 110V111H258ZM35 111H37L36 113H35ZM43 111V112H42ZM56 111V112H55ZM66 111V112H65ZM112 111V112H111ZM41 112V113H40ZM73 112V113H72ZM150 112V113H149ZM257 112V113H256ZM61 113V114H60ZM77 113V114H76ZM99 112H94V114L95 115H97ZM60 114V115H59ZM62 114H65V115H67V117L66 116H62ZM1 115V114H0ZM43 115H45V116H43ZM62 116L61 118L59 117V116ZM74 117H72V116ZM79 115V116H78ZM81 115V116H80ZM151 117H150V116ZM2 116V115H1ZM55 116H57L56 118L58 119H56L55 118ZM70 116V117H69ZM78 116V117H77ZM146 116H148V117H146ZM47 118L48 120L46 121V119L45 118ZM69 117V118H68ZM150 117V118H149ZM41 118V119H40ZM45 120H44V119ZM63 118H65L67 121H65L64 122V120H62ZM83 118V119H82ZM145 118V119H144ZM152 118V120H149V119H151ZM155 118V119H154ZM4 119V120H3ZM89 119V120H88ZM95 119V120H94ZM148 119V120H147ZM8 121H11L10 119H7ZM53 120V121H52ZM54 120H56L55 122H54ZM62 120V121H61ZM82 120V121H81ZM147 120V121H146ZM1 121V120H0ZM45 121V122H44ZM78 121H81V122H78ZM87 121V122H86ZM90 121V122H89ZM7 121H6V119L4 118V116H2V125H4L5 123H6ZM16 122V121H15ZM15 122H13V123H15ZM46 122H47V124H48V126L46 127ZM52 122V123H51ZM59 124H58V123ZM71 122V123H70ZM74 122V123H73ZM76 122V123H75ZM79 124H78V123ZM136 122V123H137ZM149 122H151V123H149ZM255 124H254V123ZM11 123H12V121H11ZM32 123V122H31ZM45 123V124H44ZM57 125H56V124ZM66 123H67V125H66ZM84 123V124H83ZM86 123V124H85ZM146 123V124H145ZM253 123V124H252ZM0 124H1V122H0ZM38 124H39V126H38ZM64 124V125H63ZM71 124V125H70ZM38 127H37V126ZM43 125H45V126H43ZM59 125V126H58ZM61 125V126H60ZM66 125V126H65ZM68 125H70V126H68ZM75 125V126H74ZM150 125V126H149ZM252 125V126H251ZM53 126V127H52ZM57 126V127H56ZM65 126V127H64ZM83 126V127H82ZM251 126V127H250ZM31 126H29V128H30ZM40 127V128H39ZM42 127H45V128H43L42 129ZM49 127H51V128H49ZM55 127L57 128L56 130H54L55 129ZM62 127H63V129L64 130H62ZM75 129H74V128ZM77 127V128H76ZM254 127V128H253ZM29 128L27 127V129L26 128H21L20 130L22 131V132H24V130H27V131H29ZM65 128H67V129H65ZM68 128H70V129H68ZM35 129V128H34ZM51 129H53V130H51ZM79 129V130H78ZM249 129V130H248ZM252 129V130H251ZM58 130V131H57ZM61 130L63 131V133L61 134ZM66 130H69L70 132H68V131H66ZM232 130V131H231ZM26 131V132H27ZM54 131V132H53ZM66 131V132H65ZM74 131H76V132H74ZM81 131H82V129H81ZM249 131V132H248ZM42 132V133H41ZM73 132V133H72ZM250 134H248V133ZM7 134L9 133V131H7L6 132ZM57 133H58V135H57ZM65 133H67V134H65ZM222 133H224L223 134V137H221V134ZM1 134H3V133H1ZM37 134V133H36ZM42 134V135H41ZM50 135V136H49ZM55 135H56V137H60L59 139H55ZM67 135V136H66ZM182 134H179V136H181ZM184 135V134H183ZM232 136V138H231V136ZM246 135V136H245ZM43 136V137H42ZM45 136V137H44ZM70 136V137H69ZM253 136V137H252ZM179 138L180 137H174V136H170L169 137V139H168V137L166 136L165 138H163L162 140L161 139H158L157 141L158 142H156L155 144H158V148H159V146L161 147V144H162V147L161 148H163L162 150H164V149H166L167 148V146L171 143L172 145H169V146H171L172 148L173 147H175L176 146V144L177 145H185L186 143H182V142H179ZM224 138V139H223ZM234 138V139H233ZM36 139H37V137H36ZM49 139V140H48ZM51 139H54L55 141H54V144H51V147H49L50 146V140ZM174 141H173V140ZM184 139L185 140H187L185 137H184ZM254 139V140H253ZM46 140H48V141H46ZM104 140H106V138L104 139ZM161 140V141H160ZM169 143V144H167V142ZM172 140V141H171ZM178 140V141H177ZM46 143H44V142ZM66 141V142H65ZM171 141V142H170ZM217 141V140H216ZM49 142V143H48ZM60 142H61V145H59V147H58V144H60ZM69 142V143H68ZM72 142V143H71ZM163 142H165V143H163ZM175 142H177L176 144H175ZM178 142H179V144H178ZM255 142V143H254ZM66 143V144H65ZM75 143V144H74ZM65 144V145H64ZM72 144V145H71ZM14 145V146H13ZM88 145H90V143H88ZM219 145V144H218ZM223 145V146H222ZM236 145V146H235ZM13 146V147H12ZM48 146V147H47ZM55 146H57V147H55ZM69 146V147H68ZM231 146H234V147H231ZM241 146V147H240ZM36 147V148H35ZM44 147V148H43ZM224 148H226V150L224 149ZM230 148H231V151H228V150H230ZM233 148V149H232ZM238 148V149H237ZM40 149V150H39ZM44 149V150H43ZM71 149V150H70ZM235 149V150H234ZM66 150V151H65ZM70 150V151H69ZM75 150V151H74ZM156 150H157V148H156ZM222 150V151H223ZM233 150V151H232ZM46 151V152H45ZM49 151H51V152H49ZM15 152H16V154H15ZM33 152H34V154H35V156H33ZM77 152H78V150H77ZM217 152V151H216ZM231 153V154H230ZM227 154V155H226ZM3 155V154H2ZM60 155V156H59ZM66 155V156H65ZM154 155H155V153H154ZM2 157V156H1ZM67 157V158H66ZM156 157H157V155H155L154 157H153V161L156 159ZM231 157V158H230ZM47 158V157H46ZM45 158V159H46ZM62 158V159H61ZM155 158V159H154ZM227 158V159H226ZM49 159V158H48ZM65 159H67V161L65 160ZM224 160H226V161H224ZM60 162V163H59ZM78 162V161H77ZM254 162V163H253ZM259 162V163H258ZM40 163V164H39ZM35 164L37 165V166H39L40 167V165L42 164L41 163V161H36L35 162ZM3 165L5 166V161H4V159L2 160V159H0V172H1V168L3 167ZM22 166V167H21ZM235 167H236V169H238V170H235ZM225 168V169H224ZM258 168V169H257ZM261 168H262V170H261ZM245 169V170H244ZM255 171H254V170ZM109 171H111L112 172V170H110V169H108ZM228 170V171H227ZM235 172H234V171ZM240 170V171H239ZM244 170V171H243ZM237 171V172H236ZM37 172H41V168H39L38 170H37ZM214 173H213V175L211 174L210 176H208L206 173H204V180H206V181H204L205 183H204V185H203V187L205 188V189H203V187H202V192H205L206 193V195H204V194H202L203 195V198H204V201H205V205L206 206H208V205H210V200H211V198H210V196H212V197H214L215 195H216V193H218V194H221V195H223L225 198H226V200H227V198H228V200H227V202L229 203V206L230 207H228V209L226 210L227 212H223V210L222 209H220V212L218 211L217 213H218V215H219V217L221 216V219H226V218H228V217H230L229 215H231L232 216V214H235V213H238L239 212V210L237 209L238 207L240 208L241 207V205H240V203L238 202L239 201V199L241 200V198H239V197H237V195H241V193H240V191H239V189H241V187L243 186V185H245V183L243 182H241V183H239V184H235L236 186L235 187H237L238 186V190H236V192L234 193V195H232V193L230 194L229 192H227L226 193V195L228 196H225V193L223 192V191H221L220 189L223 187V185L222 184H220V183H218V181H217V178H218V175L220 176V174H221V170L219 171V170H217V169H214V171H213ZM232 172H234V173H236V174H234V173H232ZM239 172L241 173V174H239ZM247 174H246V173ZM252 173V174H251ZM255 173V174H254ZM4 174V175H3ZM11 174L12 173H9V171L8 172H5V170L4 171H2L1 173H0V190H2V193H6V194H4L5 196H6V198L8 199V194H9V191H14V189H18V187L15 185V186H12V185H10L9 184V182L8 183H6L7 181H8V179L9 178H12V177H10L11 176ZM63 174H65V173H62V174H59V176H61V177H57L58 175H54V176H52L53 178H56L57 179V182H59V183H62V184H60L59 186H61V187H59V191H60V193H61V195H63V197L62 198H60V199H58L57 197L59 196V195H57V194H55V195H53L52 197H53V199H51L50 200V202H54V203H56V204H60L59 202L61 201V199H62V201L63 200H65V198H64V196L67 194V192H69L70 190H69V185L71 184V183H74V182H76L80 177H83L84 178V176H79V175H77L76 177H74V179H73V181H72V179H70L69 180V178L68 177H64L63 176ZM206 174V175H205ZM238 174V175H237ZM249 174H251V176L249 175ZM110 175V174H109ZM258 175H261V174H258ZM36 176V180H38L39 182H42V181H44V179L45 180H47V181H49L50 182V180H51V175H50V177H41V176H37V175H35ZM78 176H79V178H78ZM208 176V177H207ZM250 176V177H249ZM210 177H212V178H210ZM252 177V178H251ZM3 178V179H2ZM60 178H61V182H60ZM216 178V179H215ZM251 178V179H250ZM214 179V180H213ZM67 180H69V181H67ZM75 180V181H74ZM120 180H121V177H120ZM210 180V181H209ZM66 181V182H65ZM71 181V182H70ZM80 182H81V180H79ZM217 181V182H216ZM70 182V183H69ZM211 182V183H210ZM212 182H213V184L215 185V183H216V185H217V187H215L213 184H212ZM64 183H66V185L64 184ZM252 183H254V184H252ZM44 184V183H43ZM206 184V185H205ZM212 186H211V185ZM4 185V186H3ZM211 187H210V186ZM240 185H242L241 187H239ZM68 186V187H67ZM209 186V187H208ZM15 187V188H14ZM17 187V188H16ZM66 187V188H65ZM244 187V186H243ZM263 187V186H262ZM9 188V189H8ZM20 188V187H19ZM24 188V187H23ZM62 190H61V189ZM63 188H65V189H63ZM215 188H217V190H215ZM5 191H4V190ZM8 189V190H7ZM25 189V188H24ZM65 191V193H64V191ZM205 190V191H204ZM211 191V192H210ZM237 191H239V192H237ZM14 192H16L17 194H21V193H23V192H18V191H14ZM262 193H264V187H263V189H262V191H261ZM208 193H210L209 195H208ZM212 193V194H211ZM236 193H237V195H236ZM231 195V196H230ZM236 195V196H235ZM57 196V197H56ZM230 196V197H229ZM233 196H234V199H236L235 201H234V199H233ZM34 197H35V194H34ZM93 197H94V195H93ZM99 197V196H98ZM237 197V198H236ZM264 197V196H263ZM96 198V197H95ZM94 198V199H95ZM194 197H190V199H193ZM239 198V199H238ZM250 198H253V196H251ZM189 199V200H190ZM208 199H210L209 200V202H208ZM214 199V198H213ZM229 199H230V201H229ZM58 200V201H57ZM207 200V201H206ZM233 200V201H232ZM55 201H57V202H55ZM242 201V200H241ZM238 202V204H235V203H237ZM258 202H260V201H258ZM93 204H94V202H92ZM190 203V202H189ZM207 203V204H206ZM83 204V205H82ZM257 204H260V205H258V207H256V208H258V209H260V208H262L261 206H264V204H262V203H257ZM82 207H81V206ZM205 205H203V206H205ZM214 204L213 203H211V205L210 206H213ZM236 205V206H235ZM237 205H238V207H237ZM0 206H1V204H0ZM63 206V205H62ZM85 204L84 203H79V206H78V210H79V208H81L80 209V211H83V208L85 209ZM187 206H188V204H187ZM233 206V207H232ZM260 206V207H259ZM209 207V206H208ZM234 207H236V208H234ZM66 208H68L67 206H66ZM256 208H254L252 211L254 212V211H260V210H257ZM4 209V208H3ZM234 209V211H232ZM85 211V210H84ZM83 211V212H84ZM174 211V210H173ZM1 212V211H0ZM248 212H250V211H248ZM169 213H172V210H169L166 214H164V215H162V218L163 219H167V217L169 218L170 216H171V214L169 215ZM221 213V214H220ZM228 213V214H227ZM83 214L84 213H82V216H83ZM223 214H225V215H223ZM222 216H224V217H222ZM226 216V217H225ZM18 218V220H19V215H17L16 216V219ZM165 219V220H166ZM168 220V219H167ZM148 222V223H147ZM146 223L150 226V225H153V221H151V220H149V221H147ZM152 222V223H151ZM18 226H20V223H18ZM148 226V227H149ZM227 226V225H226ZM226 226H223V228H225V229H220V232H219V234H220V236H219V234H218V238H216V241H215V239L213 240V241H210L211 243H209V241H208V243L206 244V246H208V247H206V246H204V248H202L201 250V253L199 254V258H198V260H193L192 261V263H191V261H190V263L189 264H214L213 263V258H215V256L213 257V255L214 254H211V251H212V253H214V252H217V255H218V257H219V259H223V260H225V262L226 263H228V264H235V262H236V264H240V260L236 257V256H234L233 254L235 253V251H236V248H239V249H241L242 247H244V245H241V244H239L238 246L235 244V243H233L232 241H226L225 240V238H224V233H225V230H227V228L228 227H226ZM2 231H4L3 230V228H2ZM78 232V234H82L83 232L82 231H79V230H77ZM81 232V233H80ZM2 237L0 238V242H2L3 243V241H5V239L3 238V234L1 233L0 234ZM223 236V237H222ZM219 237H221V240H220V238ZM208 238V237H207ZM66 239H67V237H66ZM210 239V237L208 238V240ZM218 239V240H217ZM223 239V240H222ZM55 242H57V240H54L53 241V246L51 245V243H49L48 242V245L50 244L51 246H50V248H47L48 250V252L46 253L47 255H51V257H54L55 256V254H57V252L58 253H60V251L61 252H63L65 249V247H63V251L62 250H60V249H62V246H66L67 244H64V245H62L61 246V242H60V244L58 243L59 242V240H58V242L57 243H55ZM68 242V241H67ZM66 242V243H67ZM232 242V243H231ZM218 243H219V245H218ZM228 243V245H226ZM211 244H213V245H211ZM217 244V245H216ZM221 244V245H220ZM56 245V246H55ZM58 245L60 246V247H58ZM230 246V247H229ZM234 246V247H233ZM236 246V247H235ZM52 247V248H51ZM53 247H55V249L53 248ZM207 249H206V248ZM211 247H213V248H211ZM215 247V248H214ZM222 248H224V249H222ZM228 250H227V249ZM231 248V249H230ZM3 249V250H2ZM5 249H6V246H5ZM60 250V251H56V250ZM211 249V250H210ZM51 250H53L54 251V253H53V251H51ZM221 250V251H220ZM230 250V251H229ZM0 251L2 252V253H4L3 254V260H2V253L0 252V258H1V260H0V264H3V262H4V264H9L10 263V258H13L12 256H10V253L11 252H14V251H16V250H13V251H11V250H8V249H6V251L4 250V247H0ZM3 251H5V252H7V251H9V254H8V252L7 253H5V252H3ZM208 251V252H207ZM19 251L17 250L16 251V254L18 253ZM56 252V253H55ZM228 254H232L233 255V257L231 256V255H228ZM152 254V253H151ZM227 255V257H225L226 255ZM12 255V254H11ZM223 255V258L221 257ZM60 256H61V254H60ZM231 256V257H230ZM6 257V258H5ZM10 257V258H9ZM211 257H212V259H211ZM230 257V258H229ZM226 258V259H225ZM233 258V259H232ZM7 259H9V260H7ZM216 259V258H215ZM228 259V260H227ZM5 260L7 261V262H5ZM212 260V261H211ZM238 260V261H237ZM1 261H3V262H1ZM9 261V262H8ZM124 260H122L121 262H119V261H111L109 264H130V263H127V262H123ZM152 261H154V258H152ZM211 261V262H210ZM97 262V263H96ZM196 262V263H195ZM51 264H54V263H51ZM77 264H99V262L98 261H93V260H91V261H83L82 263H77ZM134 264H136V263H134ZM188 264V263H187Z\"/></svg>", "mask_w": 264, "mask_h": 264}, {"label": "water", "instance_id": "water-1", "mask_svg": "<svg viewBox=\"0 0 264 264\" xmlns=\"http://www.w3.org/2000/svg\"><path fill=\"white\" fill-rule=\"evenodd\" d=\"M198 48L201 50H214L227 56L246 55L244 41L233 34H207L200 39ZM224 73L228 81L234 82L233 85H228L230 92L234 96H239L246 92L249 84L238 68L228 66L225 68Z\"/></svg>", "mask_w": 264, "mask_h": 264}, {"label": "flooded vegetation", "instance_id": "flooded-vegetation-1", "mask_svg": "<svg viewBox=\"0 0 264 264\" xmlns=\"http://www.w3.org/2000/svg\"><path fill=\"white\" fill-rule=\"evenodd\" d=\"M12 110V109H11ZM29 133H30V131H27V133H26V135H29ZM8 149V148H7ZM7 149L5 148V149H3L4 150V152H6L7 151ZM1 153V152H0ZM75 184H71V186L70 187H72V186H74ZM68 187V186H67ZM69 187V188H70ZM66 195H69L68 193L66 194ZM28 212L29 211V207H27V206H24V208H23V212ZM26 212V213H27ZM8 214H9V210H8V212H7Z\"/></svg>", "mask_w": 264, "mask_h": 264}]
</instances>
